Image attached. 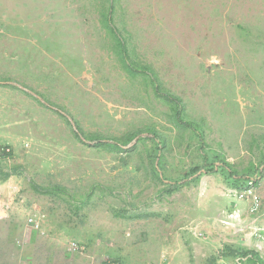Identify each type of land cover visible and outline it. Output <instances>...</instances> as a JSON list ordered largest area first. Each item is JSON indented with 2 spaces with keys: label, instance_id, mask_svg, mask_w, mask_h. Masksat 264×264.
<instances>
[{
  "label": "rangeland",
  "instance_id": "1",
  "mask_svg": "<svg viewBox=\"0 0 264 264\" xmlns=\"http://www.w3.org/2000/svg\"><path fill=\"white\" fill-rule=\"evenodd\" d=\"M0 201V264H264V0H0Z\"/></svg>",
  "mask_w": 264,
  "mask_h": 264
},
{
  "label": "trees",
  "instance_id": "2",
  "mask_svg": "<svg viewBox=\"0 0 264 264\" xmlns=\"http://www.w3.org/2000/svg\"><path fill=\"white\" fill-rule=\"evenodd\" d=\"M108 22L110 24L111 31L113 33H116V28L113 25L114 24L113 23V19L110 16L108 17ZM119 39H120V42H121L120 45H121L122 52H123V54H125V56H127L126 41H125V39H123L122 36H120ZM144 70L147 71L146 69H144ZM152 81H153L154 86H155V92H156V94L158 96H160V97H163L165 100L172 102V104L176 107V112H175L176 113V117L178 118V120L180 122H183V119H182V114H183V99L179 95H177V94H174V93H172L170 91H167V90H163L161 88L160 84L157 83L155 77H153ZM50 107L53 108V109H55V110H57V111H59V112L61 111V114L66 118V120L68 121V123L72 126V129H73L75 135L79 139H81L83 142L86 141V139H84V133H83L82 129L80 128V126L77 124V122L75 121V119L73 118V116L70 113H68L66 111L63 112L61 110V107H57L55 105L50 106ZM97 141H98L97 143H105V142H107L105 140L104 141H101L100 139H98ZM196 170H201L202 171V169H201L200 166L199 167H196L195 168V171Z\"/></svg>",
  "mask_w": 264,
  "mask_h": 264
},
{
  "label": "built area",
  "instance_id": "3",
  "mask_svg": "<svg viewBox=\"0 0 264 264\" xmlns=\"http://www.w3.org/2000/svg\"><path fill=\"white\" fill-rule=\"evenodd\" d=\"M254 183L251 181L249 183V185L243 189V191L241 192V197H245V196H248V195H252V196H255L254 195ZM254 199H256V196L254 197ZM9 214L7 212V209L4 207V204L1 203L0 201V218H3V217H7ZM29 221L31 222V224L34 226V227H38L39 226V223L34 219V218H30Z\"/></svg>",
  "mask_w": 264,
  "mask_h": 264
},
{
  "label": "crops",
  "instance_id": "4",
  "mask_svg": "<svg viewBox=\"0 0 264 264\" xmlns=\"http://www.w3.org/2000/svg\"><path fill=\"white\" fill-rule=\"evenodd\" d=\"M9 217V215L6 217V218H8ZM4 218V217H3ZM3 218H0V219H3ZM6 218H4V219H6Z\"/></svg>",
  "mask_w": 264,
  "mask_h": 264
}]
</instances>
